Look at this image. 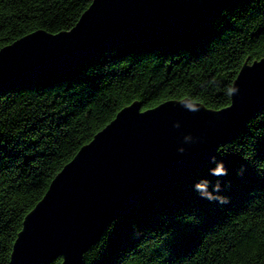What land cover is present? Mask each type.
Instances as JSON below:
<instances>
[{"label": "trees", "instance_id": "1", "mask_svg": "<svg viewBox=\"0 0 264 264\" xmlns=\"http://www.w3.org/2000/svg\"><path fill=\"white\" fill-rule=\"evenodd\" d=\"M91 2L0 0V49L38 30L69 31ZM263 55L264 0H243L199 27L113 46L1 92L0 264L55 175L122 108L189 98L223 109L244 62ZM82 264H264V108L205 168L110 223Z\"/></svg>", "mask_w": 264, "mask_h": 264}, {"label": "water", "instance_id": "2", "mask_svg": "<svg viewBox=\"0 0 264 264\" xmlns=\"http://www.w3.org/2000/svg\"><path fill=\"white\" fill-rule=\"evenodd\" d=\"M243 0H92L69 31L32 32L0 49V93L48 77L113 46L199 27ZM264 108V55L244 62L230 104L189 98L122 108L83 145L25 216L10 264H82L113 221L213 162ZM178 125V126H177Z\"/></svg>", "mask_w": 264, "mask_h": 264}, {"label": "clouds", "instance_id": "3", "mask_svg": "<svg viewBox=\"0 0 264 264\" xmlns=\"http://www.w3.org/2000/svg\"><path fill=\"white\" fill-rule=\"evenodd\" d=\"M178 126V125H177Z\"/></svg>", "mask_w": 264, "mask_h": 264}]
</instances>
